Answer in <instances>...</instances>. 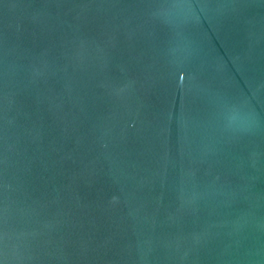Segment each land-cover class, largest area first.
<instances>
[{
  "label": "water",
  "instance_id": "water-1",
  "mask_svg": "<svg viewBox=\"0 0 264 264\" xmlns=\"http://www.w3.org/2000/svg\"><path fill=\"white\" fill-rule=\"evenodd\" d=\"M0 264H264V0H0Z\"/></svg>",
  "mask_w": 264,
  "mask_h": 264
}]
</instances>
